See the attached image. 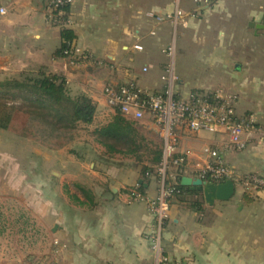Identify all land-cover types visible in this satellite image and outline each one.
Segmentation results:
<instances>
[{"label": "crops", "instance_id": "0c3cea01", "mask_svg": "<svg viewBox=\"0 0 264 264\" xmlns=\"http://www.w3.org/2000/svg\"><path fill=\"white\" fill-rule=\"evenodd\" d=\"M50 1L0 0L7 10L0 16V78L23 72L65 77L73 94H86L95 103L90 126L97 128L115 116L103 93L106 86L133 82L149 92L164 90L162 76L170 59L163 50L175 38L181 95L224 88L237 97V113L255 114L264 128V81L249 75L250 43L264 41V35L249 34V25H262L264 31V0H252L250 9L249 2L238 0H74L63 17L65 27L53 23ZM177 9L186 26L175 29L161 18ZM64 30L74 35L67 42L71 51L87 59L60 56ZM138 126L155 131L153 125ZM221 142L219 135L185 134L179 152L190 150V164H202ZM71 148L69 160L61 159L69 171L67 204L52 192L41 167L32 178L31 170L11 161L1 146L0 264H157L147 234L154 223L148 202L157 197L159 182L143 172L152 164L116 158L121 154L102 146ZM224 159L234 171L232 199L210 206L198 191L172 200L162 249L177 264H264V196L246 191L243 184L248 175L264 177V137L256 136L245 150L226 152ZM188 170L186 176L195 177ZM43 189L49 190L43 194ZM133 190L142 197H133Z\"/></svg>", "mask_w": 264, "mask_h": 264}, {"label": "built area", "instance_id": "2783aa9c", "mask_svg": "<svg viewBox=\"0 0 264 264\" xmlns=\"http://www.w3.org/2000/svg\"><path fill=\"white\" fill-rule=\"evenodd\" d=\"M208 0H196L201 4ZM74 0H51L52 21L60 27L67 25L62 18L61 10L70 7ZM57 11V13H54ZM7 14L4 7H0V16ZM162 20L169 19L176 29L180 23L186 26L183 13L176 10L173 15H166ZM176 39L163 50L170 59L162 80L165 87L162 92H149L127 83L116 87L108 85L103 93L111 112L119 114L135 124L153 125L161 141L162 158L160 163L148 172L159 182V193L150 200L149 206L154 215V223L147 234V239L156 255L157 264H177L163 253L162 241L164 228L169 219L172 200L180 191L171 185V180L177 182L173 171L178 170L183 176L194 170L195 177L205 181L223 183L231 180L234 171L225 162L224 155L230 151L245 150L252 139L264 137V128L254 114L239 115L236 108V96L205 91H193L187 97L181 95L178 78L175 73L174 59L177 50ZM136 50L143 47L136 45ZM69 56L74 60H85L72 51ZM78 58V59H77ZM73 60V61H74ZM147 69H144L146 71ZM210 133L222 137L219 146L208 151V159L204 163L190 164L191 151L179 152L180 142L185 134ZM246 191L264 196V177L251 174L243 178ZM131 195L141 198L138 190L131 191Z\"/></svg>", "mask_w": 264, "mask_h": 264}, {"label": "trees", "instance_id": "16d2710c", "mask_svg": "<svg viewBox=\"0 0 264 264\" xmlns=\"http://www.w3.org/2000/svg\"><path fill=\"white\" fill-rule=\"evenodd\" d=\"M68 9L69 7L61 9L64 12L62 18ZM62 38L66 42L61 45L58 53L65 57L71 52L68 43L74 38V35L71 31L64 30ZM19 76L20 78L0 81V92L22 97L27 103V108L21 106L20 109L25 108V113L31 116L32 123L35 122L36 125L43 126V131L49 129L52 132L57 130L72 131L79 124L90 125L94 122L95 103L86 94L73 95L65 77L45 72H23ZM16 109L17 106L14 105L0 106V129L8 130L10 128ZM37 132H34V136ZM93 133L97 143L107 151L135 160L136 158L140 159L138 152L143 147L144 138L136 129V124L126 120L121 115H115L109 123L95 128ZM25 134L22 135L26 137ZM145 148L149 149L148 147ZM153 153L154 157L149 160L152 165L145 166L144 175L151 172L154 166H157L161 161V149H157ZM172 173L176 175L177 182L174 183L171 180V185L180 191L177 197L182 198L188 194L200 195L198 191L192 192L189 188L180 185L183 175L178 170ZM192 204L194 206L200 205L198 201H192Z\"/></svg>", "mask_w": 264, "mask_h": 264}, {"label": "rangeland", "instance_id": "374dc122", "mask_svg": "<svg viewBox=\"0 0 264 264\" xmlns=\"http://www.w3.org/2000/svg\"><path fill=\"white\" fill-rule=\"evenodd\" d=\"M239 2H244L248 4V9L253 7L252 0H238ZM253 2V3H251ZM208 3V1L202 2ZM250 7V8H249ZM239 14V18H241V10H237ZM236 18V17H235ZM246 26V25H244ZM253 33H258L260 35H264V31L259 30L255 27H250L249 34L252 36ZM250 57L249 61L251 62V69L249 75L253 81H264V41L263 38L261 41H255L250 43ZM263 51V52H261ZM177 56V52H176ZM176 59L175 57V68H176ZM246 60V59H245ZM239 62L242 63V59H239ZM20 74L6 77H1L0 81H5L8 79L20 78ZM207 92V91H205ZM221 94H229L223 89H219L218 92ZM77 95V94H73ZM2 105H14L17 106L16 111L14 112V117L12 119V123L8 130L0 129V148L3 145L6 150H8L9 155L11 157V161H20L24 164L25 169L31 170L30 176L37 179L38 172L37 169L41 167V172L43 171V177H47L51 179L52 182V192L55 191L58 194L59 201L63 200L65 203H69V172L66 171V168L62 166L61 159L69 160V147H73L71 149H75V151H85V149H95L101 146L96 142V138L94 136L95 128L86 124H79L77 128L72 131L69 130H57L51 131L50 129L47 131H43V126L31 121V116L25 113V108H27L26 101L19 96H12L11 94H7L5 92H0V106ZM21 106L25 108L20 109ZM255 115V114H254ZM136 129L139 131L140 135L143 139V147L138 155L140 159L136 158L132 159V163L137 165L142 164L143 160L148 162L147 160H151L154 157V151L157 149H161V141L159 136L156 134L154 130L139 127L136 125ZM37 131H40L39 133ZM34 132L36 136H34ZM26 133V137L22 134ZM210 134V133H203ZM212 135V134H211ZM87 145H89L87 147ZM148 147L149 149L145 148ZM51 151H62V154H54V157ZM38 152L39 155L36 153ZM51 157V162L48 161V158ZM54 157V158H53ZM124 155H118L116 158L123 159ZM141 160V161H138ZM33 170L35 173H33ZM51 171L57 173L58 176H53ZM67 174V175H66ZM56 185V189H55ZM55 189V190H54ZM49 189L42 191L43 194L47 193ZM58 201V202H59ZM61 202L58 203L60 205ZM45 261V260H43ZM47 261V260H46ZM23 264H48L46 262H42L39 260H30Z\"/></svg>", "mask_w": 264, "mask_h": 264}, {"label": "water", "instance_id": "95a60500", "mask_svg": "<svg viewBox=\"0 0 264 264\" xmlns=\"http://www.w3.org/2000/svg\"><path fill=\"white\" fill-rule=\"evenodd\" d=\"M249 26L257 29L263 27L253 22H251ZM53 174L54 176H58L55 172ZM180 185L182 187H188L193 191L202 192L206 203L210 206L214 205L217 201H229L236 192L235 183L232 180H227L223 183H215L202 180L198 177L183 176Z\"/></svg>", "mask_w": 264, "mask_h": 264}]
</instances>
